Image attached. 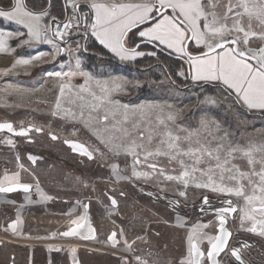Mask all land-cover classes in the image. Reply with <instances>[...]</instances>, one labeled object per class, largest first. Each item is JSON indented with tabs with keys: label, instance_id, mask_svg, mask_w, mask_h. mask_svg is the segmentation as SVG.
I'll list each match as a JSON object with an SVG mask.
<instances>
[{
	"label": "rangeland",
	"instance_id": "374dc122",
	"mask_svg": "<svg viewBox=\"0 0 264 264\" xmlns=\"http://www.w3.org/2000/svg\"><path fill=\"white\" fill-rule=\"evenodd\" d=\"M65 1L68 9L73 8V3L80 5V0ZM89 2L91 3V0ZM97 2H106V0H97ZM117 2L136 3L141 0H117ZM232 2L235 3L236 0H232ZM15 3L16 0L13 1V6ZM219 3L221 7L217 10L223 12V6L228 3V0H219ZM26 9L30 10L27 7ZM0 10L10 11L11 9H6L1 4ZM82 12L88 17L91 13L87 14L86 9H83ZM92 12L94 14V10ZM169 14H171L170 10ZM47 17L48 14L41 17V26L49 25ZM90 23L92 22L89 17L81 22L82 26L73 35H65L63 43L58 38H54L57 43L52 45L30 40L27 29L23 25L14 20L0 17V31L5 33L6 40V50L0 51V122L12 123L16 133L19 132L17 129L25 128L28 125L35 128L25 137L6 132L0 133L2 145H7V141L10 140L15 149V155L6 153L9 157L10 164L6 161L9 170L2 172L5 176H10L14 172L24 173L25 181L37 186V189L42 188L44 196L47 197L25 202L28 217L25 225L22 224L19 229L23 240H14L16 238H12L13 234H9V231L7 232L5 229L2 231L7 232L10 236H5L4 239L0 238V264H9L12 262V256L15 258L13 261L17 264H25L23 257L26 256L30 244L37 245L35 248L38 258L46 254L53 255L56 260L55 264H75L73 252L76 255L78 253V264H131L128 261L140 264L139 261L136 262L137 257L141 261H148V264H168V261L171 264H181L180 261L185 259L187 253L185 257H182L180 250L183 246L182 238L179 233L168 228L169 220L171 221L168 204L162 199L154 200L150 195L133 187L131 183L144 185L146 187L144 190L154 189L163 193L167 198L171 197L182 202L185 206H182L184 209L179 208V213L181 215L191 213L193 221L199 218V214L195 208L187 209L186 205H197L205 197L208 199L233 198L238 203L237 198L212 191L210 188L197 187L196 182L198 181H190L185 186L178 181H167L159 176L148 179L143 176H134L132 157L124 154L114 155L108 150L101 139L85 124L84 121L88 117L87 108L84 110L83 118L79 115L81 101L77 99V93L84 96L85 99H90L88 93L81 91L78 87L85 83V77L77 73L75 76L58 79L48 76L47 73L76 72V61L79 59L80 72L91 73L93 80L89 82L88 87L98 95L100 93L96 85L97 80L106 81L109 89L115 88L118 84L119 90L113 91L111 98L119 101L121 105H127L129 109L138 108L141 105L162 106V112L159 108L147 112L154 125L158 115L166 117L168 113H172L176 116V120L174 124L171 122L169 124L174 134L183 137L187 132H195L197 133L196 138L202 141H211L212 146H215L225 135L226 138L223 141L225 147L229 144L243 147H247L250 143L264 144V111L250 110L246 106L234 103L219 85H213L219 86L214 95L203 94L204 96L201 97L203 89L195 90L198 87L196 85L208 83L195 82L191 78L185 77V83L189 82V84L181 88L164 71L160 72L161 80L156 81L153 78L149 79L146 75L115 72L112 67L105 64L98 65L96 69H90L81 53L82 36L87 37V33L92 35L88 29ZM146 26L143 25V28ZM252 27L256 31L264 30L258 26L255 20L252 21ZM138 32L137 37H139ZM9 33L11 35H8ZM144 40L147 41V39ZM66 43H68V48L64 45ZM262 45H264V41L253 38L249 41L248 46L258 48ZM57 46H65L66 53L57 54L54 50ZM125 46L134 48L130 47L129 41L125 42ZM160 46L181 57L165 45ZM187 49L193 55L198 51H204L203 46L197 48L192 43ZM137 51L140 50L137 49ZM111 53L124 65H129L135 59L140 58L121 60L115 53ZM39 54H43L42 57L32 59L31 64L16 65L17 60L31 59ZM13 65L16 66L13 67ZM62 84H68L71 87L65 89L64 96L60 98L61 110H57L55 103L60 96ZM144 87L148 89L145 92L142 91L145 89ZM213 100L215 103L212 102ZM64 109H70L75 113L76 118L65 116ZM122 111L123 109H121ZM102 114V112L92 113L93 116ZM120 118L121 116L118 114L117 119ZM202 120L208 122L206 127L201 125ZM92 123L94 127L100 129L104 127L103 124ZM37 128L42 132L38 133ZM160 130H163L162 126ZM53 137L56 138L53 139ZM68 140L83 142L93 152V157L89 159L73 157L71 149L65 144V141ZM27 154L41 156L43 160H37L36 164H32L27 158ZM254 155L257 159L261 156L260 153ZM77 159L82 160L84 165L78 164ZM164 163L166 164L167 161ZM234 163L238 164L243 171L249 169L246 159L239 158ZM113 165L118 166L117 171L122 178L119 179L113 173ZM170 167L177 166L173 164ZM260 167V164L257 163L256 170L259 171ZM135 170L137 172L149 171L143 164L137 165ZM168 174H178V172L169 170ZM181 192L184 195H180ZM123 193L124 196H122ZM20 196L14 197L18 204L22 199ZM109 196L117 199L119 207L116 208L110 204ZM5 198L7 197H0V207H4L3 210L8 211V215H10L9 212H12L13 209L9 203H12V200ZM75 200H77L76 203ZM88 201L92 203V220L98 230L96 241L105 250L99 252L80 248L77 252L73 251L71 246L59 245L61 249L53 252L51 249L54 245L47 247V242L55 238H62L60 237L61 232L74 225V221H80L85 215V204ZM29 202L33 203L30 205ZM242 203L243 201H239V204L242 205ZM208 218L212 222L205 217L201 221L199 220V225H197L200 232L207 234L201 237V244L206 248L209 245L207 237L215 236L217 224L216 216L208 215ZM204 225L207 227H200ZM230 226L233 229L237 228L242 237L243 228H250L251 223L245 221L242 228L239 219ZM113 231L117 232L119 240L116 247H113L108 241V236ZM1 236L4 235L1 234ZM36 236L43 237L47 241H39L41 238ZM254 236L257 241L256 253L264 256V235L256 232ZM259 237L261 239H258ZM19 238L21 239V237Z\"/></svg>",
	"mask_w": 264,
	"mask_h": 264
},
{
	"label": "snow or ice",
	"instance_id": "6c2138e0",
	"mask_svg": "<svg viewBox=\"0 0 264 264\" xmlns=\"http://www.w3.org/2000/svg\"><path fill=\"white\" fill-rule=\"evenodd\" d=\"M72 6L77 19L59 22L53 18L55 28L48 25L41 26V17L47 16L48 13L44 11L37 14L27 10L23 0H16L10 11L0 10V17L23 25L30 40L55 45L57 41L54 37L63 41L70 28L80 26V22L89 18L78 11L79 4L73 3ZM85 7L89 8L90 12L94 10L95 20L89 25L92 34L121 60L155 55V53L137 51L140 45L134 48L125 46L129 31L138 25H147L138 32V36L153 44L165 45L182 58H186L193 81L219 85L234 103L246 106L250 110L264 111V45L258 48L248 46L253 38L264 41V30L256 31L252 27V21L255 20L258 26L264 29V0H236L235 3L228 0L223 6V12L217 10L221 7L219 0L216 2L141 0L136 3L91 0V3L85 4ZM188 43H192L197 48L203 46L204 51H198L193 55L187 49ZM5 50V33L0 31V51ZM54 50L57 54L66 51L65 48L58 46ZM42 55L17 60L16 65L31 64L32 59H40ZM76 68V72H49L47 75L63 79L65 76L71 77L79 73L85 77V83L78 87L81 91L87 92L90 99H85L77 93V99L81 101L79 115L83 118L84 110L87 108L88 117L84 122L108 147V150L114 155L124 154L132 157L134 176H143L146 179L159 176L167 181H178L185 186L190 181H198L197 187L210 188L212 191L237 198V204H233L229 199L225 202L226 206L214 210L219 217V233L207 237L210 247L206 252L200 245L201 237L207 234L198 231L197 228L193 229L188 236L187 255L181 264H207V261H210V264H219L217 257L228 247L231 236L225 227L226 216L229 214L239 211L241 227L245 221H248L251 223L249 231L255 233L259 229L260 234L264 235V144L250 143L247 147L229 144L225 147L223 142L225 135L215 146H212L211 141L196 138L195 132H187L183 137L174 134L169 122L175 123V115L172 113H168L166 117L158 115L155 125L147 115V112L154 108H159L162 112V106L141 105L129 109L127 105H121L119 101L111 98L112 92L119 90L118 84L115 88L109 89L106 81L97 80L96 85L100 93L98 95L88 87L89 82L93 80L91 73L80 72L79 59L76 61ZM179 75L183 76V71ZM70 87L71 85L68 84L60 86V96L55 103L57 110H61L60 98L64 96L65 89ZM212 102L215 103L214 100ZM63 112L65 116L76 118L75 113L70 109H64ZM94 112L103 114L93 116ZM118 114L121 116L120 119H117ZM92 122L103 124V129L94 127ZM207 124L206 120L201 121L202 126L206 127ZM161 126L163 130H160ZM3 129L12 131L13 125L8 122L0 123V130ZM29 130L22 128L18 134L26 135ZM36 131L41 129L37 128ZM65 142L70 143L75 151L92 157L93 152L85 144L76 141ZM7 143L12 144V141L9 140ZM255 153L261 154L259 159L256 158ZM29 158L33 162L37 159L35 156ZM239 158L247 160L249 165L247 171L241 170L240 166L234 163ZM164 161L167 163L165 164ZM257 163L261 166L259 171L256 170ZM141 164L149 171L137 172L136 166ZM173 164L177 167L171 168ZM117 167L116 165L112 167L116 175H118ZM169 170L178 174H168ZM5 178L10 180V185L0 186V192L10 193L22 189L27 193L31 189V185L18 182L19 173ZM40 195L44 196L42 192ZM180 195L184 193L181 192ZM239 201H243L242 205ZM112 204H116L115 199L112 200ZM204 204H208L207 197L204 198ZM74 223L76 226L63 235H74L78 229L84 227L81 223L75 221ZM11 227L15 229L16 223L14 222ZM115 235L112 234L113 239ZM230 251L240 264H244L240 257V248H233ZM137 260L140 264H148V261H141L139 257Z\"/></svg>",
	"mask_w": 264,
	"mask_h": 264
},
{
	"label": "flooded vegetation",
	"instance_id": "af4514ba",
	"mask_svg": "<svg viewBox=\"0 0 264 264\" xmlns=\"http://www.w3.org/2000/svg\"><path fill=\"white\" fill-rule=\"evenodd\" d=\"M190 44V43H189ZM68 45V43H66V46ZM135 47V46H134ZM62 48H64V46H62ZM143 52V51H142ZM146 53H148V52H146ZM143 57V56H142ZM142 57H140V58H142ZM140 58H138V59H140ZM138 59H135L134 61H136V60H138ZM134 61H132V63L134 62ZM122 65L123 66H129V65H124L123 63H122ZM132 65V64H131ZM201 85L202 84H204V83H200ZM200 84H198V85H200ZM197 85V86H198ZM200 85V86H201ZM0 123H5V122H0ZM9 123V122H8ZM12 124V123H11ZM13 125V124H12ZM28 126H31V125H28ZM28 126H26L25 128H23V129H28ZM13 128H14V126H13ZM15 129V128H14ZM12 130V131H8L7 129H3V130H0V133L1 132H6V133H9V134H11V135H18V136H23V137H25V136H27L29 133H30V131H33V130H35V128L33 127V130H29V131H27V134L26 135H20V134H18V133H16V131L15 130ZM21 129H17V131H20ZM38 133H41L42 131H37ZM30 142H32L33 140H29ZM81 143H83V142H81ZM29 144H32V143H29ZM66 144V143H65ZM84 144V143H83ZM70 149H71V155L73 156V157H76V158H78V156L79 157H84L85 159H89V158H91V157H88V156H86V155H84V154H81V153H78V152H76L75 150H73L71 147H69ZM6 153H13V155H15V149L13 148V144H7V145H2V143L0 142V158L1 157H5V156H7L8 157V155H6ZM30 156H35V157H37V159L35 160L36 162H37V160H39V161H41V160H43V158L41 157V156H38V155H31V154H27V158L29 159V161L33 164V163H35V162H33L29 157ZM92 157H93V155H92ZM77 163L79 164V163H82L83 165H84V163H83V161L82 160H79V159H77ZM36 164V163H35ZM131 185L133 186V187H136V189H138L139 191H141V192H143V193H145L144 192V189L146 188L144 185H136L135 183H131ZM32 185H31V190H32ZM147 191H151V192H153L154 193V197L152 196V195H150L152 198H154V200H157V201H160V199H162L164 202H166L167 204H168V210H169V216L171 217V221L169 220V223H170V226H168V228L171 230V231H175V232H177V233H179L180 234V236H181V238H182V241H183V246L181 247V252H182V257H185V255H186V249H188V236H189V234L193 231V229L194 228H197V225H199L198 223H199V220L201 221L203 218H207L209 221H211L212 222V220L211 219H209L208 218V215H214V216H216V222H217V224H216V226H215V229H216V233H215V235H217L218 234V227H219V217L215 214V212H214V210L216 209V208H220V207H224V206H226V204H225V202L227 201V200H229V198H214V199H208L207 198V201H208V204L207 205H205L204 204V198H203V200H202V202H200V203H198L197 205H191V206H188V205H186V208L187 209H193V208H195L197 211L196 212H198V214H199V218H197L196 219V221H193L192 220V216H191V213H187V214H185L184 216H186L187 217V219H188V224H187V227L186 228H180V227H178V226H176V225H174L173 226V217L175 216V215H178V214H180L179 213V208H183L182 206H185V205H183V203L182 202H179L178 200H175L174 198H171V197H169V198H167L163 193H161L160 191H157V190H154V189H149V190H147ZM30 192V191H29ZM13 194V193H12ZM146 194V193H145ZM125 194L123 193L122 194V196H124ZM148 195V194H147ZM116 199V198H115ZM109 200H110V196H109ZM232 201H233V204H237V202L236 201H234L233 200V198L231 199ZM116 201H117V199H116ZM77 202V200H75V203ZM89 202V201H88ZM90 203V212H91V202H89ZM117 203H118V206L117 207H119V202L117 201ZM110 204H111V201H110ZM86 205V204H85ZM112 205V204H111ZM113 206V205H112ZM116 207V208H117ZM203 208V211H201V209ZM0 209H1V214H0V222H1V224H0V238L1 239H4L3 237H5V236H9L8 234H7V232H2V231H4V229L6 230V231H9V233H11L10 232V228H9V224L11 223V222H13V221H15V220H13V221H6V216H9L8 215V211H6V210H3L4 209V207H0ZM184 209V208H183ZM15 212V209L14 210H12V212H9V213H14ZM181 215V214H180ZM91 219H92V215H91ZM213 219V218H212ZM226 219H227V221H228V223H227V227H228V229L231 231V238H230V241H229V243H228V247L224 250V252H222L221 254H220V256L218 257V261H219V264H240L234 257H233V255L231 254V249H233V248H240V256L247 262V263H249V264H264V256H262L261 254H257L256 253V251H257V241L255 240V236H254V234L256 233H253V232H251V231H249L248 229L249 228H246V229H244L243 227V230H242V232L244 233L243 235H242V237L240 236V232L237 230V228H231V226H230V224H232L234 221H236V220H239L240 219V214H239V211L237 212V213H235L233 216H231V214H229L228 216H226ZM93 221V220H92ZM93 223H94V221H93ZM20 230H19V224H18V222H17V232H19ZM198 231H200V230H198ZM16 232V233H17ZM257 232H259V229L257 230ZM20 233V232H19ZM207 233H210V232H207ZM1 234H3L4 236H1ZM11 234H13V233H11ZM22 234V233H21ZM155 234H158V233H155ZM26 235H29V234H26ZM30 237H32L31 235H29ZM33 237H35V236H33ZM37 238H43V237H38V236H36ZM258 239H261L260 237L258 238ZM31 245H34V246H31ZM244 245H247V247H245ZM35 246H37V245H35V244H30L29 245V248H28V250H27V254H26V256H24L23 257V260H24V263H26L27 264V262L29 261V262H31V264L33 263V258H34V250H36V248H35ZM201 246V248L206 252L207 250H208V248L210 247V245H208L207 246V248L206 247H204L205 245H200ZM150 249V248H149ZM170 249H171V247H170ZM60 250V249H59ZM53 252H56V251H53ZM258 252H260V251H258ZM181 256V255H180ZM12 258V262H10L9 264H15L16 262L15 261H13L15 258L14 257H11ZM223 262V263H222ZM180 263H181V261H180ZM207 264H210V261H207Z\"/></svg>",
	"mask_w": 264,
	"mask_h": 264
},
{
	"label": "trees",
	"instance_id": "16d2710c",
	"mask_svg": "<svg viewBox=\"0 0 264 264\" xmlns=\"http://www.w3.org/2000/svg\"><path fill=\"white\" fill-rule=\"evenodd\" d=\"M13 1L14 0H0V5L3 4L6 9H10L13 7ZM24 3L28 9L35 12L41 13L46 11L48 13L47 20L49 21L53 18L64 19L68 11L65 0H25ZM83 9H86L85 5H80L79 10L82 11ZM141 28H143V25H138L132 29L128 33L127 41H129L130 47L140 45L138 50L145 53H155L154 56L144 55L142 58L131 63L132 65L123 66L109 51L98 44L92 35L87 33V37L83 36L81 53L85 57L88 67L90 69H96L98 65L105 64L112 67L115 72L122 71L126 74L146 75L149 79L153 78L156 81L161 80L162 76L160 72L164 71L168 73V76L178 87H186L189 82L188 84L185 83V77L191 78L188 71L187 59L176 56L160 45L139 39L136 34ZM181 71H183L184 76L179 75ZM200 85H198L195 90L203 89L202 94H200L201 97L204 96L203 94L214 95L217 88H219V86L209 84ZM147 90V88L142 89L143 92Z\"/></svg>",
	"mask_w": 264,
	"mask_h": 264
},
{
	"label": "crops",
	"instance_id": "0c3cea01",
	"mask_svg": "<svg viewBox=\"0 0 264 264\" xmlns=\"http://www.w3.org/2000/svg\"><path fill=\"white\" fill-rule=\"evenodd\" d=\"M89 1L90 0H85L84 2L81 1L80 5L89 4L90 3ZM12 8H10V9H12ZM79 12L83 13L81 10H79ZM88 12H90V10H89V8L86 7V13L88 14ZM89 17L91 19V22H94L95 16H94L92 11H91V13H89ZM88 29H89V32H91V34H92L91 28H88ZM49 34H50V32H49ZM50 36H51V34H50ZM93 37H94V39L96 40V42L98 44L102 45L107 51L110 52V49H108L105 45L101 44L100 41L94 35H93ZM127 37H128V34H127ZM127 37L125 39V42H127V39H128ZM138 38L141 39L140 37H138ZM44 48H46V47L44 46ZM67 48H65V49H67ZM65 53H66V51L61 53V54H65ZM61 57H66V56H61ZM251 115H254V114H251ZM6 161H8V163H9V157L5 156L4 158L3 157L0 158V169H1L0 186H4V187L10 185V180L6 179L5 177H9L10 178V177L13 176L14 173H20V172H14V173L10 174V176L9 175L5 176V174L3 172H6L7 170H9V167H7V165H6V163H7ZM23 174L24 173H22V174L20 173L19 174L18 182L21 183V184L32 185L30 182L25 181V177H24L25 175H23ZM117 176L119 177V179L122 178V176L119 175V174ZM32 186H33L32 190L30 192H27V193L19 191V192L13 193V194H0V197H5L6 196L7 198H5V199L12 200L11 201L12 203H9V204H10V207L13 210L15 209V212L11 213L9 216H6V219H7L6 221L7 222L8 221H13V220L17 221L18 224H19V229H20V226L22 224L25 225L26 219L28 217V214H27L28 213V209L26 208L27 204L25 202L32 201L33 199H38V198L43 199L45 197V196L42 197L40 195L41 192L44 194V191H43L42 188L41 189H37V186H35V185H32ZM18 195H21L20 197L22 198L19 204H18V201H16V199L14 198V197H18ZM29 203L31 205L33 202H29ZM26 210H27V212H26ZM80 221H82V219ZM80 221H78L77 223H79ZM21 222H23V223H21ZM187 224H188V219H187L186 216L178 214V215H175L173 217V226L176 225V226H178L180 228H186ZM168 225L170 226V223H168ZM57 251H59V250H57ZM55 263H56V260H55V257H53V255L51 256L49 254H46V255H43L42 257L38 258L36 256V250H34V258H33V263L32 264H55ZM15 264H17V263H15ZM27 264H31V262L28 261ZM168 264H171V263L168 261Z\"/></svg>",
	"mask_w": 264,
	"mask_h": 264
},
{
	"label": "water",
	"instance_id": "95a60500",
	"mask_svg": "<svg viewBox=\"0 0 264 264\" xmlns=\"http://www.w3.org/2000/svg\"><path fill=\"white\" fill-rule=\"evenodd\" d=\"M171 11V10H170ZM134 29V28H133ZM188 46H189V43L187 44V48H188ZM28 129H30V130H33V126H28ZM21 131V130H20ZM19 131V132H20ZM18 132V133H19ZM27 134V133H26ZM68 141H76V142H79V141H77V140H68ZM66 143V142H65ZM81 143V142H80ZM66 145L67 146H69V147H71L73 150H74V148L72 147V145L70 144V143H66ZM77 152V151H76ZM78 153H80V152H78ZM82 154V153H81ZM9 186V185H8ZM8 186H5V187H8ZM24 192L22 189H17L16 191H13V192H10V193H4V192H0V194H12V193H16V192ZM30 191H31V189H30ZM113 199H115V197H113V196H110V201H111V204H112V200ZM115 201H116V199H115ZM113 205V204H112ZM114 207H117L118 206V203H117V201H116V204L115 205H113ZM85 209H86V212H85V215H84V217H86L87 219L85 220V219H82V221H80L79 223H81V224H83L84 225V227H82V228H80V229H78L77 230V232H76V234H74V235H70V236H65V235H63V233H65V232H68L71 228H74L75 226H76V224H74V225H72L71 227H69L68 229H66V230H64L63 232H61L60 233V237H62V238H79L81 241H83V242H91V241H96L97 240V238H98V230H97V227L95 226V224L93 223V221H92V219H91V212H90V203L89 202H86V205H85ZM234 214H231V216H233ZM227 220V219H226ZM16 223V227H15V229H13L12 227H11V225L13 224V223ZM227 223H228V221H227ZM227 223H226V225H225V227H226V229L231 233V231L228 229V227H227ZM9 228H10V232L11 233H16L17 232V221H13V222H11L10 224H9ZM113 233H115L116 235H115V237H114V239H113V237H112V234ZM218 233H219V227H218ZM230 238H231V236H230ZM230 238H229V241H230ZM108 241L112 244V246L113 247H116L117 245H118V243H119V240L117 239V232L116 231H113V232H111V234H110V236L108 237ZM229 241H228V243H229ZM60 249V247H59V245H54L53 247H52V251H57V250H59ZM221 254V253H220ZM220 256V255H219ZM218 256V257H219ZM218 257H217V259H218ZM234 257V256H233ZM241 257V256H240ZM235 258V257H234ZM236 259V258H235ZM241 260L244 262V264H249V263H247L242 257H241ZM238 261V260H237ZM239 263H240V261H238Z\"/></svg>",
	"mask_w": 264,
	"mask_h": 264
},
{
	"label": "bare ground",
	"instance_id": "6f19581e",
	"mask_svg": "<svg viewBox=\"0 0 264 264\" xmlns=\"http://www.w3.org/2000/svg\"><path fill=\"white\" fill-rule=\"evenodd\" d=\"M18 133V132H17ZM8 232V231H7ZM10 234V233H9ZM10 236V235H9ZM12 238H16L14 240H23L24 238L22 237V235L17 232L16 234L11 235ZM21 237V239L19 238ZM54 237V236H53ZM49 239V238H48ZM51 239V238H50ZM202 239V238H201ZM36 240V238H35ZM206 240V239H205ZM39 241H47L44 238H41V240ZM18 244V243H17ZM44 245L46 243H43ZM29 245V244H28ZM53 246V245H66V246H71L73 248V251H77L79 252L80 248H87L90 250H95V251H103L105 250L104 247H102L100 244H98L97 241H91V242H83L81 241L79 238H55L49 242H47V247L48 246ZM121 249V248H120ZM119 250V249H118ZM73 256H74V262H76L75 264H78L79 262V258H78V253L77 255L73 252ZM130 258V257H129Z\"/></svg>",
	"mask_w": 264,
	"mask_h": 264
},
{
	"label": "built area",
	"instance_id": "2783aa9c",
	"mask_svg": "<svg viewBox=\"0 0 264 264\" xmlns=\"http://www.w3.org/2000/svg\"><path fill=\"white\" fill-rule=\"evenodd\" d=\"M79 3H81V0L79 1ZM78 11H79V9H78ZM73 19H77V17L74 15V9L73 8H69L68 9V11H67V13H66V15H65V18L64 19H56L55 18V21H59V22H68V21H70V20H73ZM48 26H50L51 28H55V23H54V21H53V19H51L50 21H49V25ZM82 26V24H81V22H80V26H73L72 28H70L68 31H67V34L66 35H73L80 27ZM50 34H51V32H50ZM55 38V37H54ZM62 43H63V41H62ZM61 43V44H62ZM60 44V45H61ZM65 46H66V44H64ZM65 46H64V48H65ZM61 48H62V46H61ZM144 192L146 193V194H148V195H152L153 197L155 196L154 195V193L153 192H151V191H147V190H144ZM131 263V264H133V262H131V261H128V263ZM136 262H138V260H136ZM140 262V261H139Z\"/></svg>",
	"mask_w": 264,
	"mask_h": 264
}]
</instances>
